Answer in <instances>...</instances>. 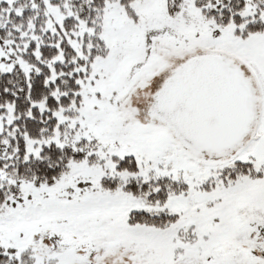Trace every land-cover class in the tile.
I'll return each instance as SVG.
<instances>
[{"label":"snow or ice","instance_id":"6c2138e0","mask_svg":"<svg viewBox=\"0 0 264 264\" xmlns=\"http://www.w3.org/2000/svg\"><path fill=\"white\" fill-rule=\"evenodd\" d=\"M0 264H264V0H0Z\"/></svg>","mask_w":264,"mask_h":264}]
</instances>
